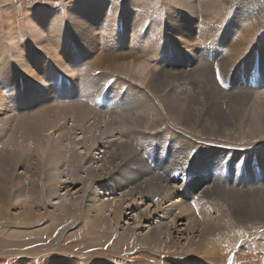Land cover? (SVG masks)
Returning <instances> with one entry per match:
<instances>
[{"label": "bare ground", "instance_id": "1", "mask_svg": "<svg viewBox=\"0 0 264 264\" xmlns=\"http://www.w3.org/2000/svg\"><path fill=\"white\" fill-rule=\"evenodd\" d=\"M35 1L0 0V14L3 9L10 11L20 4L35 6ZM37 1L39 4L45 2ZM248 1L204 2L213 11V21L220 18L226 23L233 5L235 12L247 11L248 21H257L231 28L238 36L230 43L228 56L217 67L205 62L197 42L182 39L177 29L172 30L173 34L182 39L187 52L198 54L195 56L197 62L190 65L192 71L183 67L189 59L177 56L160 59L152 55L155 41L163 33L154 24H149L151 33L140 30L141 37L148 39L140 54L117 49L114 56L101 58L93 56L95 52H92L89 59H94L96 70L104 71L109 77L115 73L118 78L127 77L142 83L139 82L142 86L137 85L136 89L142 103L131 112L107 118L88 104L79 102L80 98L73 94V102L68 104L31 98L28 104L33 111L12 117L26 122H15L13 128L20 132H13L7 145L16 141L20 134L21 138L29 136L39 145L42 155L33 162L26 152L16 150L14 144L8 151L6 147L0 149V264H44L55 257H60L61 264H189L198 260L239 264L247 256L249 261L261 256L264 264V183L250 180L238 188L192 187L201 195L197 202L201 205L197 220L191 212L195 207L189 204V196L184 191L186 183L178 177L189 162H206L209 153L218 159L236 162L259 156L264 167V102L256 101L259 94L262 95L259 98H264V90H252L234 82L230 90L220 86L222 89L217 87L218 91L212 92V77H207L211 80L210 88L201 78L219 70L220 82H224L231 76L236 62L251 52L254 40L264 31V11L256 9L259 4L255 3L249 8ZM185 2L192 7V1ZM132 3L141 6L145 1ZM73 5L74 1L72 8ZM72 8L67 15L77 22V17L83 21L90 12L97 17L104 7L102 1L85 0L77 12L71 13ZM219 13L222 14L216 15ZM47 14L43 16L48 18ZM232 14L233 10L229 12L230 16ZM37 15L38 22L27 19L22 25L17 16V22L0 25V63L25 65L23 74L29 78L27 85L33 80L47 86L49 82L43 77L46 73L41 70V64L37 63L38 68L25 55L19 58L25 49L22 41L29 37L32 42H40L39 36L47 35L41 27L52 38L50 34L64 32L65 23L60 16L49 23ZM241 15L235 13L234 17L237 19ZM5 18L7 21L9 17ZM182 18L186 20L184 15ZM170 19L173 27L181 24L178 19ZM188 23L193 24L192 21ZM127 24L129 26L130 20ZM144 27L139 25V28ZM36 31H40L39 34ZM220 38L230 40L226 34ZM98 41L99 35L94 36V42ZM259 41L264 45V38ZM64 42L74 63L87 57L85 48L80 47L75 53L67 37ZM124 47L123 40L119 49ZM257 48L260 49L257 53L259 74L264 72V46ZM53 60L70 77L78 76V66L67 64L58 54ZM154 60L162 68L152 66ZM10 77V69L0 66V80ZM55 89L52 87L50 91ZM8 90L15 92L11 86ZM36 90L44 89L36 87ZM90 90L89 82L80 89L84 97ZM4 100L1 92L0 111L4 109ZM255 102L263 112H255L252 116L249 111ZM5 106L0 114L2 125L7 124L5 115L12 112L16 104ZM51 131L60 133V137L46 135ZM161 133L179 141L178 154L172 161L163 156H142L137 150L161 138ZM75 134L78 135L73 138ZM231 180L238 181L239 175H232ZM91 248L96 249L86 252Z\"/></svg>", "mask_w": 264, "mask_h": 264}, {"label": "rangeland", "instance_id": "2", "mask_svg": "<svg viewBox=\"0 0 264 264\" xmlns=\"http://www.w3.org/2000/svg\"><path fill=\"white\" fill-rule=\"evenodd\" d=\"M59 1L58 4H56L55 0H45L43 4H39V2L36 0L34 2L35 6L27 7L25 4H20L19 7L14 6L12 9H10L11 12L8 9H3L2 11L4 12L0 14L1 26H7V22H17L19 20L17 16L20 17L18 23L21 22V24L23 20L24 23L28 20L29 22H38L40 19L37 17V14H39L42 19H47L49 23L50 21L55 22L56 20L53 19L60 16L65 23L64 32L61 34H50L52 38L49 37L48 33L43 27L39 26L42 28L43 32L47 34L45 36L38 35L41 38L40 42H32L29 37L22 41L25 49L21 51L19 58L22 59L25 55V57L27 59H31L32 63H34L38 68L39 65L37 63H40L41 70L43 73H46V76L43 77L49 82L47 86H43L39 82H34L31 79L30 80L32 81V84L30 86L27 85L29 78L23 74L25 65L18 64L14 66L12 62L11 65L7 62L0 63L1 67L8 68L11 71V77L9 80H0V91L3 94V97L6 99L4 100V109L6 108V104H8L9 107H11V103L16 104V107L12 108V112H8V114L5 115V121L7 124H0V133L2 130L4 131L3 136L0 138L2 142L0 144V149L6 147L8 151L9 147L12 149V145L14 144L16 150L26 152L33 162H36L42 153L38 151L39 145H37L34 140H31L29 136H24L21 138L20 134L16 137V141H11V144L7 145V140L10 135H12L13 132L17 134L20 132V130H15L13 126L16 124L15 122L17 120L21 119L16 118V120H13L12 117H21L31 113L33 110H30L32 107L28 104V101L31 98L40 97V101H45V103L52 102L53 99L64 104H68L73 102L71 101V97L73 94H76V96L80 98L79 102L88 104L98 111L102 116L107 118L120 117L126 112H131L142 103L141 96L138 95V92H136V89L138 88L137 85H139L140 81H130L126 79V76V78L124 77L125 79H123L122 76L118 78L119 76H117L115 73V75L111 73L112 75L109 77L104 71L96 70L93 67L94 59H89V57L92 55V52H95L93 56L101 58L103 56H114L117 52V49L123 52L131 51L140 54L144 50V46L148 41V39L146 40L141 37L140 30L151 33V27H149V24H154L157 27L159 26L163 33L160 37H158V39H156V48L154 50L155 53L152 55L157 56L160 59H169L173 58L174 56L185 60L189 59V62L183 63V67L188 69V72H191L192 66L190 65H193L197 62L198 59L195 56H198V54H193V51L189 50V52H187L185 45L183 42H181L182 39L187 41L190 39V41L197 42L198 47H200V50L203 53L204 61L217 67L219 63L228 56V47L230 46V43L232 44L234 38L238 36L237 33H232L231 28H233L234 25L241 23L257 22L255 20L248 21V19H246L247 11L235 12L234 8H236V6L234 5L229 10V12L233 10L232 16L229 15V12L227 13L228 15L226 17V23L222 22L220 18L213 21V11L210 10L208 6H205V0H143L145 3L141 6L133 5L132 1L134 0H99L102 1V6L104 8L103 11L99 12L97 17L92 15L90 12L87 16H85L83 21L80 17H77L75 19L77 22H75L71 21L72 19L67 15V12L70 8H72L71 4H73V1L74 5L70 10L71 13L77 12L78 6H80L85 0H80V3L76 4L75 1L78 0ZM184 1H192V7L189 8L190 4L185 2V5ZM210 1L214 4L216 0ZM254 3L257 5L259 4L258 7H255L256 9L264 11V0H249L246 5L251 8ZM236 4L238 3L236 2ZM260 5L261 7H259ZM220 7L221 5L219 8ZM137 8H139V10H137ZM48 10H51L52 12L48 13ZM235 13H242V15L236 19L234 17ZM44 14H47L48 18L44 17ZM221 14L222 13L216 15ZM182 15L186 17V20L182 18ZM6 16L9 17L7 18V21L5 18ZM129 16H132L131 19ZM36 17L38 21L36 20ZM99 17H101V19ZM170 17L178 19V22L180 21L179 24H181L173 27L174 22H171ZM128 20H130L129 26L127 24ZM188 21H192L193 24L190 26ZM233 22H235V24H233ZM81 25L85 27V29L83 28L84 30L82 29ZM139 25H143V27L145 26L144 29L139 28ZM176 29L180 32L179 34L182 38L181 40L176 38L173 34V31ZM228 31L230 34H228ZM36 32L39 34L40 31ZM84 33L89 34L86 36ZM224 34L230 37L228 42L221 40L220 37ZM98 35L101 43H99L100 41L97 43L94 42V36ZM66 37L68 38V41L73 47L75 53H78L80 47H83L86 50L87 57L79 60L77 63H74L72 57H70L66 51L64 42ZM80 37H82L81 41ZM153 37H156V35ZM262 38H264V31H262L254 40L251 46L253 47L251 52L236 62L233 71L231 72V76L227 77L224 82L222 80L220 82V79L217 78V73L214 71V73L212 72L209 73V75L206 74L205 76L201 77L207 82V87L210 88L212 86L211 80H207V77L211 76L214 88L211 90L212 92L218 91L217 87L221 88L220 86H222L223 90H230L234 82H236L238 85L247 86L252 90L263 92L264 89H262V86H264V79L260 80L259 78L264 76V72L257 74L259 71V56H257V53H260V49H258L257 46H264L259 41V39ZM54 39L56 40L53 41ZM123 40L125 41V47L120 50L119 44ZM98 48L100 49V52L98 51ZM56 54L61 56V58L67 64L71 66H78V76L70 77L68 74L60 70L53 60ZM155 60L153 61L152 66L161 67L160 64L158 65L155 62ZM220 76L221 74L219 73V77ZM86 82L91 83V90L89 91L88 95L84 97L83 92L80 91V89L85 86ZM140 84L142 83L140 82ZM9 86L13 87L15 92H10L8 90ZM141 86L142 85H139V87ZM36 87L43 88L44 90L37 91ZM52 87H55L56 89L50 91ZM71 91H75V93H72ZM125 95H130L131 97L129 99H125ZM259 97H262V95H257L256 101L264 102V98ZM254 104L255 108L253 107ZM254 104L252 105L253 109L249 111V114L251 113L250 115L252 116L255 112H263L262 108H260L258 105L259 103L255 102ZM4 109L0 111V114L4 112ZM53 131L46 133V135H51V138L58 139V137H60V133H55ZM77 135L75 134L72 137H77ZM66 138H68V135H66ZM178 147V140L171 136H167V134L165 135L164 133H161V138H156V141L153 143H147L144 148L137 147V150L142 156H163L164 158L172 161L176 154H178ZM208 156L209 158L206 162L199 164L189 162L186 165V168H182V172L178 176L186 183L184 191H186L187 195L189 196V204L193 206V208L195 207L191 210V212L197 220L200 219L199 207L201 206L197 202L200 200L201 195L198 191L191 189L192 187L206 185L205 188L214 186L221 189L225 187L238 188L242 187L243 183L249 182L250 180H253L259 184L264 183V167L260 163V158L262 157L252 156L247 161L236 162L227 158L218 159L216 156L210 153ZM10 164L14 163L10 162ZM201 165H203V169H200ZM249 169H251V172H249ZM200 172H202V174H200ZM235 174L239 175V180L236 182L231 180V176ZM75 191L76 189L72 190V193ZM130 223L132 224V222ZM91 240L96 241L95 239ZM95 249L96 248L87 249L86 252ZM131 258L133 257L131 256ZM254 258L255 259L249 261V257L247 256L245 258L246 260L244 259L239 264H262L263 259L261 256L260 258ZM212 261L198 260L189 264H224L223 261ZM47 262H50V264H61L60 257L52 258Z\"/></svg>", "mask_w": 264, "mask_h": 264}, {"label": "snow or ice", "instance_id": "3", "mask_svg": "<svg viewBox=\"0 0 264 264\" xmlns=\"http://www.w3.org/2000/svg\"><path fill=\"white\" fill-rule=\"evenodd\" d=\"M217 78L218 79H220V77H219V70H217ZM195 153H193V155H194Z\"/></svg>", "mask_w": 264, "mask_h": 264}]
</instances>
